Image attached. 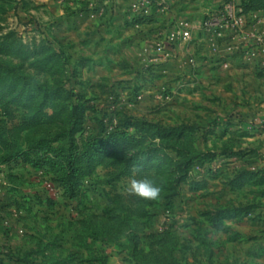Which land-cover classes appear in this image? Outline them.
Listing matches in <instances>:
<instances>
[{"label":"rangeland","instance_id":"obj_1","mask_svg":"<svg viewBox=\"0 0 264 264\" xmlns=\"http://www.w3.org/2000/svg\"><path fill=\"white\" fill-rule=\"evenodd\" d=\"M261 1L242 9L245 30L263 34L264 23L250 22ZM99 9L94 0H0V264H264V46L254 61L238 55L214 69L189 56L184 71L180 44L167 57L145 51L151 38L137 49L84 44L72 16ZM125 119L191 126L180 154L164 151L199 158L183 180L163 177L154 156L149 169L117 177L108 151L71 198L59 184L66 158ZM29 148L47 163H2ZM145 171L162 187L157 201L128 191ZM110 212L117 219H102ZM82 221L85 239L76 237Z\"/></svg>","mask_w":264,"mask_h":264},{"label":"crops","instance_id":"obj_2","mask_svg":"<svg viewBox=\"0 0 264 264\" xmlns=\"http://www.w3.org/2000/svg\"><path fill=\"white\" fill-rule=\"evenodd\" d=\"M86 1L89 3L91 0ZM94 1L98 3L100 13L94 19L89 18L86 11L82 14H73L72 23L73 32H79L85 37L84 44L96 45L98 48L107 46L117 49L126 47L137 49L150 38L154 40L164 37L168 32L170 22L175 18L189 19L193 23L191 39L180 43L177 51L178 65L184 71L189 56H193L192 60L201 70L214 69L223 63L230 64L234 56H242V50L245 47L255 46L258 50L260 47L256 44L254 37L255 35L264 36L262 31H247L250 28L245 31H234L225 25L224 4L229 0H152L142 17H135L132 13L133 0ZM254 2V5L258 6L262 1ZM233 3L237 9L242 6V0H233ZM207 8L214 15L215 22L223 26L218 31L219 36L217 37H212L209 32L199 27ZM203 56L206 57L203 58ZM135 67L138 68V65ZM213 78L215 77L211 76L210 80ZM234 78L229 79L234 80Z\"/></svg>","mask_w":264,"mask_h":264},{"label":"trees","instance_id":"obj_3","mask_svg":"<svg viewBox=\"0 0 264 264\" xmlns=\"http://www.w3.org/2000/svg\"><path fill=\"white\" fill-rule=\"evenodd\" d=\"M253 1L255 0H242V7L244 9L251 8ZM192 131L193 128L191 126L162 127L147 121L125 119L124 123L114 127L112 131H106L103 135L88 139L83 145L81 153L76 152L68 156L63 164L64 172L61 174L59 184L64 188H66L65 185H68L67 192L71 193V198L74 197V184L79 183L83 177L92 175L97 164H105L104 159L108 154L104 155V153L108 151L110 156L106 160L109 162L105 165L117 167L119 169L115 173L117 177L120 175H130L133 170H139V168L149 169V165L151 164L149 161L154 156V158L158 159L157 167L159 172H162L161 175L163 177L165 176L169 180L174 179L173 175L177 172L180 175L175 180H183L195 159L199 158V153L195 150L194 153L187 151L186 157L175 161L164 150H172L180 154V149L184 147L183 140L186 138L190 139ZM156 139L159 140L158 143H155ZM132 147L139 149L137 152L135 150L130 152ZM150 148L160 150L161 153L155 156L153 153L145 154L143 152V149ZM34 150L36 148L20 149L16 151L13 157L3 159L2 163L9 162L16 157H21L23 161L33 167L46 164L47 159L44 156L32 155ZM211 159L212 156L209 160ZM135 161L138 163L135 164ZM164 165L167 168L164 169ZM145 172L141 173V178L150 177L149 171ZM137 174L139 173L137 172ZM249 175V173H245L244 177ZM134 202L137 203L138 199ZM110 214L113 215L110 216L103 213L102 219L105 221L117 219L116 213L110 212ZM81 224V229L79 230L81 236L78 234L76 237L85 239L86 237L83 235L85 232H89V224L86 221H82ZM135 260L137 263H140V259Z\"/></svg>","mask_w":264,"mask_h":264},{"label":"built area","instance_id":"obj_4","mask_svg":"<svg viewBox=\"0 0 264 264\" xmlns=\"http://www.w3.org/2000/svg\"><path fill=\"white\" fill-rule=\"evenodd\" d=\"M249 1V0H244ZM152 0H133L131 4V10L135 17H142L144 15L145 9L150 6ZM90 10H94V4L90 3ZM243 7L237 9L233 0H229L224 4V23L225 25L231 27L232 29H236V31H245L247 26V19L245 14L243 13ZM94 13H90L91 17H94ZM215 22L214 15H212L211 11L207 10L204 13V20L199 23V27L204 31H207L211 34L212 37L219 36V30L223 28L222 24L219 26H215L213 23ZM252 26L255 27L259 23H264V11L259 15V17L255 18V21H252ZM193 24L192 22L185 17H178L172 20L168 27L167 34L162 38H156L152 42H150L146 47L145 51L148 53H153L159 56L167 57L170 55L173 47L177 44L187 42L191 39V30ZM257 45L264 46V36H256L254 37ZM257 49L255 46L245 47L242 50V57L247 61L254 60L255 51ZM261 66L264 67V59L260 63ZM224 67H227V63H223ZM48 187H52L50 184Z\"/></svg>","mask_w":264,"mask_h":264},{"label":"clouds","instance_id":"obj_5","mask_svg":"<svg viewBox=\"0 0 264 264\" xmlns=\"http://www.w3.org/2000/svg\"><path fill=\"white\" fill-rule=\"evenodd\" d=\"M130 194L146 201H157L161 198L162 187L150 177L132 178L128 185Z\"/></svg>","mask_w":264,"mask_h":264}]
</instances>
